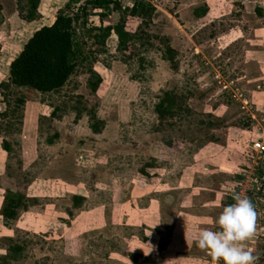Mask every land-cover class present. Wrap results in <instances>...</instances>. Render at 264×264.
<instances>
[{
	"label": "rangeland",
	"instance_id": "1",
	"mask_svg": "<svg viewBox=\"0 0 264 264\" xmlns=\"http://www.w3.org/2000/svg\"><path fill=\"white\" fill-rule=\"evenodd\" d=\"M121 1L79 12L75 71L43 94L10 85V62L78 4L39 0L29 18L28 0H0V264H211L194 238L233 193L254 205L244 244L264 264V0H151L119 51L94 36L134 5ZM165 93L178 103L159 116ZM18 196L27 208L4 219Z\"/></svg>",
	"mask_w": 264,
	"mask_h": 264
},
{
	"label": "trees",
	"instance_id": "2",
	"mask_svg": "<svg viewBox=\"0 0 264 264\" xmlns=\"http://www.w3.org/2000/svg\"><path fill=\"white\" fill-rule=\"evenodd\" d=\"M38 2L39 0H28L30 4L29 18L33 17ZM71 4H78L77 13L72 16L59 14L52 24L41 27L25 42L18 55L10 62V85L43 94L60 90L68 82L76 68L73 26L79 19V12L84 13L87 6L109 12H120L122 9L121 0H69L68 7ZM152 10L153 8L149 4L135 3L128 13L122 14L119 22L114 26L108 22L106 14H101L99 17L103 26L97 28L99 34L94 36L97 44L103 45L114 33L118 41V50L125 51L128 43L132 40L126 30V22L130 18L147 16ZM173 58L174 51L167 47L165 60L172 63ZM92 74L96 77L94 73ZM99 83V79L90 82L91 91H96ZM177 101L176 95L165 93L155 106V112L159 116L170 114V111L176 107ZM17 102L22 104L21 100H17ZM90 128L93 133H99L97 123L92 124ZM25 201L24 197L19 196L7 198L1 209L2 217L6 220H15L19 212L27 208Z\"/></svg>",
	"mask_w": 264,
	"mask_h": 264
},
{
	"label": "clouds",
	"instance_id": "3",
	"mask_svg": "<svg viewBox=\"0 0 264 264\" xmlns=\"http://www.w3.org/2000/svg\"><path fill=\"white\" fill-rule=\"evenodd\" d=\"M214 221L215 228L203 227L195 235L196 246L205 250L211 264H255L257 257L244 242L254 235L256 212L250 198L233 193Z\"/></svg>",
	"mask_w": 264,
	"mask_h": 264
},
{
	"label": "built area",
	"instance_id": "4",
	"mask_svg": "<svg viewBox=\"0 0 264 264\" xmlns=\"http://www.w3.org/2000/svg\"><path fill=\"white\" fill-rule=\"evenodd\" d=\"M135 3H145V4H151V0H133V4ZM255 149L257 150L258 154L256 159H254V171L259 172L264 177V144L255 146Z\"/></svg>",
	"mask_w": 264,
	"mask_h": 264
}]
</instances>
